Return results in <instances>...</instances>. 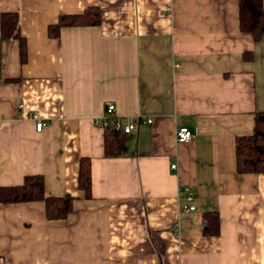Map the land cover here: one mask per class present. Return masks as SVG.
Listing matches in <instances>:
<instances>
[{
    "label": "crops",
    "instance_id": "0c3cea01",
    "mask_svg": "<svg viewBox=\"0 0 264 264\" xmlns=\"http://www.w3.org/2000/svg\"><path fill=\"white\" fill-rule=\"evenodd\" d=\"M236 1L0 0L25 44L21 59L0 28V187L41 176L47 196L73 197L57 220L42 200L0 202V264H264V174H238L233 152L264 112V34L238 30ZM88 9L94 25L50 34ZM109 104L134 126L112 157Z\"/></svg>",
    "mask_w": 264,
    "mask_h": 264
},
{
    "label": "trees",
    "instance_id": "16d2710c",
    "mask_svg": "<svg viewBox=\"0 0 264 264\" xmlns=\"http://www.w3.org/2000/svg\"><path fill=\"white\" fill-rule=\"evenodd\" d=\"M237 20L238 30L250 34L253 42L264 34V9L260 0H237ZM99 14L95 9L86 10L79 15H64L50 30V34L55 35L61 26L94 25L98 22ZM17 18L15 14H5L0 21L2 36L17 37L19 42V55L23 59L25 44L17 34ZM253 128L249 134L234 137V167L238 174H264V112L253 115ZM119 133L110 126L104 133L103 153L105 156L112 157L118 154L120 142ZM77 176V187L82 191L84 198L90 197V172L89 159L84 157L79 161ZM72 196H47L43 188L41 176H26L20 185L11 187H0V202H27L43 201L44 214L48 220L66 218L71 211ZM216 217L212 218L213 233L215 230Z\"/></svg>",
    "mask_w": 264,
    "mask_h": 264
},
{
    "label": "built area",
    "instance_id": "2783aa9c",
    "mask_svg": "<svg viewBox=\"0 0 264 264\" xmlns=\"http://www.w3.org/2000/svg\"><path fill=\"white\" fill-rule=\"evenodd\" d=\"M114 106L113 105H106L105 106V115L103 116L102 119V124L104 126H110L114 131L121 133V134H128L134 126L132 123L128 122L125 124H122L120 119L114 116ZM144 122L148 123L149 119H144ZM44 122L41 121L40 119H36L35 121V129L37 132L41 130V128L44 126ZM191 134L188 129L184 127H179L178 129L175 130L174 132V140L177 143H186L188 142ZM174 165H170L169 169H173ZM180 193L183 198L182 203L180 204V210L183 213H190L193 211V198H192V193L190 189L186 186H183L180 188Z\"/></svg>",
    "mask_w": 264,
    "mask_h": 264
}]
</instances>
